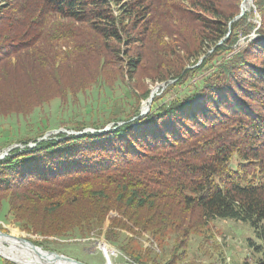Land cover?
I'll return each instance as SVG.
<instances>
[{
	"label": "trees",
	"instance_id": "obj_1",
	"mask_svg": "<svg viewBox=\"0 0 264 264\" xmlns=\"http://www.w3.org/2000/svg\"><path fill=\"white\" fill-rule=\"evenodd\" d=\"M243 1L0 0V120L96 88L87 117L61 125L114 124L39 142L53 126L29 122L0 161L4 222L40 246L95 235L135 264H186L193 236L232 220L264 264V0L236 20Z\"/></svg>",
	"mask_w": 264,
	"mask_h": 264
},
{
	"label": "rangeland",
	"instance_id": "obj_2",
	"mask_svg": "<svg viewBox=\"0 0 264 264\" xmlns=\"http://www.w3.org/2000/svg\"><path fill=\"white\" fill-rule=\"evenodd\" d=\"M252 8H254L253 5L246 12H249ZM115 14L117 15L118 12H115ZM256 17L258 18L257 15ZM254 21L260 24V20L254 19ZM255 38L254 35H251L252 40ZM243 42L244 40H242ZM157 86L159 87L157 91L158 95L167 87L165 84L157 83L152 87V91ZM97 92L96 88L92 89L87 94L81 95L77 102L70 100L67 106H63L59 100L53 101L38 109L28 118L15 116L2 119L0 120V135L2 131L5 132L12 129V137L15 140V144L12 145L13 149H24L25 145L23 143L17 144V140L30 135L25 129L29 122H37L40 119L49 120L53 126L51 130L53 133L51 131H49L50 133L47 132L49 134L47 139L50 136H56L60 132L72 134L74 131H69L65 127H62L61 123L76 122L87 117V112L90 109L89 105L95 102ZM109 126L112 128L114 124H110L107 127ZM17 130L19 133H17ZM3 142L4 138L0 137V144ZM32 145L33 143L30 142L26 146L31 147ZM6 149L7 147L2 149L0 153ZM3 216L4 212L2 211L0 212V220H2L0 221V225L7 231V234H19L21 238L30 242H32L31 240L43 241V237L39 235L22 231L11 219L4 222ZM111 216H115V214ZM205 239H207V242ZM48 240L51 242L42 243L41 246H37L42 247L43 250L62 254L85 264H106V259L109 264H135L125 257L115 246L108 244L104 237L97 238L93 235L87 239L70 240L66 243L55 237H50ZM251 241H254L258 245L263 244L255 231L247 223L215 219L211 221L209 231L193 236L189 245V259L186 264H243L247 257L251 264H256L258 259L262 258V253L256 249V245L250 244ZM143 244L144 247L150 246V243L145 240H143ZM154 248L159 252L157 245Z\"/></svg>",
	"mask_w": 264,
	"mask_h": 264
},
{
	"label": "water",
	"instance_id": "obj_3",
	"mask_svg": "<svg viewBox=\"0 0 264 264\" xmlns=\"http://www.w3.org/2000/svg\"><path fill=\"white\" fill-rule=\"evenodd\" d=\"M244 2H245V0L242 2V5H241V14H240L239 17L236 18V20L239 19V18H241L246 13V10L243 8ZM253 6H254V4H253ZM254 37H257V35L254 34ZM211 52L212 51H210V53ZM204 58L205 57H203L201 59L200 63L204 60ZM200 63L198 65H200ZM158 88L159 87L157 86L155 88V90L152 91V94H151L150 98L144 104V106L146 105V107H144V106L142 107V112H141V115L139 117H145V116H147L149 114L150 109H151V106H152V103H153V99H154L155 95H158V92H157L158 91ZM122 124H124V123H121V125ZM110 130H111V127L109 126L106 129L101 130V131H97V130H94V129H86L84 132H72V134L82 135V134L89 133V132L92 133V134H95V133H106V132H108ZM51 133H53V132L51 131ZM48 135L49 134L46 133V135L44 137H42L41 139H39V142H42V141L47 140V136ZM35 146H36V144H33L31 146V148H33ZM12 150H13V147L11 146V148L8 147L6 150H4L2 153H0V161L3 160L5 157H7ZM0 235L1 236H9V234H7V233H5V232H3L1 230H0ZM19 241L22 242L24 245L29 246L32 250L36 251L37 254L40 257L44 258L46 261H49V262H52V263H54L56 261H62V262L70 263V264H85V263H82L80 261H77L76 259H73L71 257L65 256V255H62V254H57V253H54V252H50V251L43 250L42 247H39V246L33 244L32 242L26 240V239L19 238ZM0 256L3 257V258H5V259H7V260H9V261H11V262H14L16 264H19L18 262L13 261L10 258L4 257L2 255H0ZM106 264H109V262H108L107 259H106Z\"/></svg>",
	"mask_w": 264,
	"mask_h": 264
},
{
	"label": "bare ground",
	"instance_id": "obj_4",
	"mask_svg": "<svg viewBox=\"0 0 264 264\" xmlns=\"http://www.w3.org/2000/svg\"><path fill=\"white\" fill-rule=\"evenodd\" d=\"M19 238L21 237L16 233L9 236L0 235V255L10 258L19 264H70L62 261L54 263L46 261L36 251L20 242Z\"/></svg>",
	"mask_w": 264,
	"mask_h": 264
}]
</instances>
